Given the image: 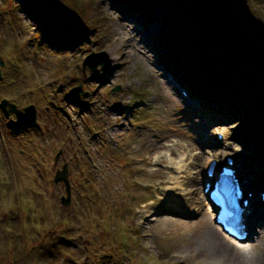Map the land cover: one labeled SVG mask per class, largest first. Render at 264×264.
I'll list each match as a JSON object with an SVG mask.
<instances>
[{
	"label": "rangeland",
	"instance_id": "obj_1",
	"mask_svg": "<svg viewBox=\"0 0 264 264\" xmlns=\"http://www.w3.org/2000/svg\"><path fill=\"white\" fill-rule=\"evenodd\" d=\"M58 1L66 11L52 10L50 18L33 4L0 0V102L20 111L33 106L36 113L35 126L21 128L0 109V264H193L187 241L194 231L185 225L202 215L181 190L169 195L168 184L158 185L168 169L162 162L151 165L152 154L162 143L178 155L188 148V174L180 180L197 195L204 188L201 171L211 160L221 164L225 147L243 150L264 172V133L255 117L264 111L249 104L252 97L264 101V0H218L262 57L255 69L241 73L234 115L224 112L230 105H213L193 93L186 98L188 90L170 80L165 65L161 69L163 60L149 48L144 55L140 42L147 35L137 37V23H124L134 14L145 26L162 12L148 45L155 42L178 64L189 55L188 71L201 72L195 74L200 80L209 48L187 0ZM66 22L72 32L63 42ZM99 53L107 63L83 72L85 59ZM208 78L200 85L214 91ZM78 88L82 94L72 95ZM190 98L197 112L187 109L184 100ZM64 166L67 206L61 203L65 185L54 183ZM142 205H148L146 225L137 220ZM210 209L206 205L205 212ZM203 258L196 261L205 264Z\"/></svg>",
	"mask_w": 264,
	"mask_h": 264
},
{
	"label": "bare ground",
	"instance_id": "obj_2",
	"mask_svg": "<svg viewBox=\"0 0 264 264\" xmlns=\"http://www.w3.org/2000/svg\"><path fill=\"white\" fill-rule=\"evenodd\" d=\"M193 9H194V6H193ZM159 14L162 15V12H159L158 15H155L152 21L146 23L145 26H143L140 22H137V20L139 19L136 16H134V14L132 15L128 14L127 17H124V23L128 22L130 25L137 23V27L134 30L137 34L136 36L140 37L146 34L149 40V39H152L150 35V33L152 32L151 27L153 26V24L157 25L158 24L157 22H159L158 20L160 18ZM71 32H72V29H71ZM71 32L66 33L63 30L64 34H61L63 37V40H62L63 42L67 40L65 36H68V34H71ZM147 37L143 38L145 43L143 41L140 42V45L143 46V50L149 48L148 50L149 52L155 54L157 58L163 60L162 64H160L161 69H162V66L165 65L167 70L172 75L170 80L173 81V83L175 82L178 88L182 89L183 87L186 90H188L187 95L185 96L186 98H188V95L190 96L192 93L195 98L200 97L203 92L201 87L195 86L194 84H189L188 86H186L183 83L184 82L183 80L188 78V76L185 74H192V72L189 73L188 71V69L190 68H186L187 63L178 64L176 61L172 62V57L168 58L164 55V53H161L158 51V47L155 46V42L153 44L148 45ZM206 37H207V34L205 32V42L208 44V42L206 41ZM199 43H203V41H199ZM184 45H186L185 40L183 41L182 46ZM208 48L213 53H215L211 49L209 44H208ZM143 53L144 55L148 54L146 50ZM244 67L238 66L239 68L238 71L246 73L247 72L246 69H250V68H247V67L244 68ZM208 84L215 87L217 85V82H212L210 80L208 81ZM230 88L231 87H228L226 90H221L220 94H225L226 92L232 91V89ZM253 94L254 93L251 92L249 94V97H252ZM215 95L218 96V94H215ZM184 102L188 104L187 109H190L192 112L193 111L197 112L198 103L195 99H191V98L185 99ZM236 102L237 101H233L232 103H236ZM238 103L239 102L229 106V108L232 109L233 111L228 110L225 112L230 113V114L235 113L237 111V108L235 106L239 105ZM242 103L244 102L242 101ZM248 109H251V108H248ZM246 111L247 110L245 109V112ZM160 146H161L160 149L157 148L153 152L152 161L150 163L151 165L155 166L162 162L165 165V167L168 169V171L165 172L166 180H162L161 182L158 181V185L168 184V188H169L168 194L169 195L172 193L173 189L181 190L184 195H188L187 197L188 202H190L192 206H195L196 214L202 215L200 219H198L196 222L187 223V225H185L186 230L191 229L194 231V233H192V235L194 236L193 240L187 241V244H189V247H191L190 253L188 254L187 258L193 264H204V263H199L196 261L198 256L204 257L203 259H204V262H206L205 264H211V263H214V264H264V225H263L264 223V202H262L260 199V196L257 195L258 189L254 188L255 186L253 182L254 178L251 180L252 182H250L247 185L243 183L244 177L254 176L255 174V175H258L257 184L259 185V187L264 185V172L262 171L261 165L258 166L259 161L256 160L255 158L249 157L248 155H244V154L241 155V153L244 152L243 150L235 152L233 150V147L231 146H229L228 148L225 147V151H226L225 154L229 152L233 153V158L235 160L234 168L237 169L238 174L242 180L241 182H239L241 188H243V190H245L246 193H251V197L248 198V202L250 205L249 210L251 214L249 213L248 215L245 213V216H244L245 218L244 226L248 233V235L246 236L245 242H248V245L243 246V243L233 242L227 239L226 237L222 236V234L216 229L212 215L205 212L206 205H209V204L206 202L207 194L203 193L204 189L202 190L201 195L195 194L197 189H188V190L184 189V183L180 179L185 177L184 175L188 174L189 162L187 161L186 164L185 163L183 164V162H185L186 156L190 155L189 149L188 148L184 149L186 150L187 154L181 151V153L179 154L181 156L180 160L175 161L174 157H179V155L175 151L173 152L172 150H170V145H168V143H162ZM215 146L217 147L219 145L217 144ZM183 153L185 154L184 156H182ZM241 163H243V165H241ZM244 163L245 164L247 163L246 173L243 172L244 170L243 166L245 165ZM256 164L257 166L255 167ZM206 168H207V165L204 168V172H203L204 174L201 171V177L199 178L200 180L199 183H201L202 181L205 183V181H207V176L205 174ZM150 175H153V172L150 173ZM179 204H183V201L180 200ZM257 205H260V207H262L263 210L257 209ZM147 207L148 205H142L141 210H139L138 216H137V220L138 221L142 220L143 225H146L145 222L147 221L149 223V219H147V214H146ZM207 212L209 211L207 210ZM256 213H258L259 215H256ZM171 257L173 258L171 260L174 261V257H175L174 254H171Z\"/></svg>",
	"mask_w": 264,
	"mask_h": 264
},
{
	"label": "water",
	"instance_id": "obj_3",
	"mask_svg": "<svg viewBox=\"0 0 264 264\" xmlns=\"http://www.w3.org/2000/svg\"><path fill=\"white\" fill-rule=\"evenodd\" d=\"M51 9L59 14H64L66 6L58 0H49ZM194 6L195 25L199 31H205L206 41L211 49L216 53H221L234 64H241L247 68L255 69L260 62L261 54L247 39H245L234 21L224 12V8L218 0H188ZM189 18L193 19V13L186 11ZM209 16V17H208ZM207 20V21H206ZM71 23H65L63 30L71 32ZM108 61L105 53L91 54L85 59L82 65L83 72L88 68L90 72H95L98 66H104ZM3 63L0 61V67ZM1 79V73H0ZM116 89L115 91H118ZM74 96L82 94L81 88L71 92ZM0 109L15 117V124L21 127H33L36 124V113L33 106H29L22 111L18 110L14 104L6 100L0 102ZM67 167L64 166L54 176V183L63 182L65 185L66 198L61 199L64 206L70 202V188L68 183Z\"/></svg>",
	"mask_w": 264,
	"mask_h": 264
},
{
	"label": "trees",
	"instance_id": "obj_4",
	"mask_svg": "<svg viewBox=\"0 0 264 264\" xmlns=\"http://www.w3.org/2000/svg\"><path fill=\"white\" fill-rule=\"evenodd\" d=\"M21 2H26V4H33L34 7H37L41 13L44 14L45 17H50L54 18L55 13L52 11L51 6H50V1L49 0H21ZM40 6H43V8H40ZM70 6V5H69ZM68 7V5H67ZM71 7V6H70ZM69 8V7H68ZM80 24H82L79 21ZM64 25L62 26L63 29ZM206 57L208 58L209 61L204 62V75H202L201 80H205L208 78L209 81L211 80L212 82H217V85L214 87L212 85H208L212 90L214 91H205L202 92V95L200 98L207 99V97L212 96L209 100L213 105L214 104H221L225 105V108L228 107V105H231L233 101H239L242 96V92L240 91V88L243 86L244 78L242 77L241 80V71H238V66H233L231 63H228L226 61H223L222 57L220 55H217L213 53L210 49L209 52L206 53ZM187 60H191V57L189 55H186ZM217 59V63L215 66L212 65V61ZM193 62V61H192ZM243 67V66H240ZM188 68V66H186ZM196 73V72H195ZM201 72L197 73L200 74ZM243 74V73H242ZM188 76L184 81V84L188 86L189 84H192V82H195L194 78L192 77L191 74H185ZM208 75V76H207ZM184 76V75H182ZM206 81V80H205ZM207 82V81H206ZM203 84V83H202ZM228 87H231L232 91L226 92L225 94H220L221 90H226ZM241 92V93H240ZM218 94V96L214 95ZM207 95V96H206ZM252 103L250 104L251 108H256L260 109V111H264V106H263V101L258 99V100H252ZM216 106V105H215ZM232 110V109H231ZM233 111V110H232ZM256 111V112H257ZM225 112V111H224ZM228 115L229 113H226ZM234 115V113H233ZM256 120L258 121V128L264 132V113H261V116H256Z\"/></svg>",
	"mask_w": 264,
	"mask_h": 264
}]
</instances>
